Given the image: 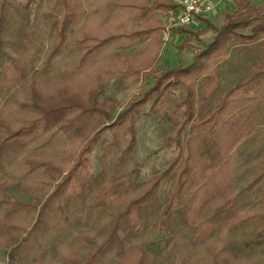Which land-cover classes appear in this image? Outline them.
Masks as SVG:
<instances>
[{
	"label": "rangeland",
	"instance_id": "obj_1",
	"mask_svg": "<svg viewBox=\"0 0 264 264\" xmlns=\"http://www.w3.org/2000/svg\"><path fill=\"white\" fill-rule=\"evenodd\" d=\"M68 1L79 17L69 23L60 47L48 60L46 55L57 39L47 2L9 0L11 9H4L1 16V44L15 58L27 32L15 20L19 15L21 21L40 19L39 53L29 58L32 61L24 67L21 80L0 84V204L6 210L24 206L20 217L27 221L35 217L88 137L111 126L122 112L134 108L118 133L113 128L98 131V140L85 156L93 191L108 180L119 162L136 187L164 170L171 159L184 154L190 125L208 116L231 87L264 62L260 39L247 43L224 40L216 48L209 47L215 32L203 19L218 28L224 14L234 9L232 0H208L213 8L193 24L168 29L157 14L148 20L141 16L140 7L147 0ZM247 1L254 6L251 15L264 18V0ZM146 29V33H135ZM190 64L191 69L177 76L176 86L145 97L163 73ZM33 69L37 76L28 81ZM57 109H65L60 119L44 122L43 115ZM42 121L44 129L37 135L11 137ZM259 129L254 137L258 157L244 164L239 157L243 166L235 178L246 216L236 232L221 239L215 230L195 243L192 233L178 222L173 234L150 225L141 236L124 238L120 233L124 239L105 250L97 264H264V236L253 237L256 228H264V123ZM166 187L160 186L156 206L163 204ZM87 197L88 193L68 208L82 207ZM123 203L92 210V217L66 219L63 235L67 239L62 244L55 242L58 260L62 264L80 261L89 251L82 237L101 244L105 239L101 228ZM14 214L13 218L18 217V211ZM50 220L55 222L54 217ZM54 232L45 229L43 235L53 237Z\"/></svg>",
	"mask_w": 264,
	"mask_h": 264
},
{
	"label": "trees",
	"instance_id": "obj_2",
	"mask_svg": "<svg viewBox=\"0 0 264 264\" xmlns=\"http://www.w3.org/2000/svg\"><path fill=\"white\" fill-rule=\"evenodd\" d=\"M41 1L50 5L48 19L57 39L46 55L48 60L60 47L69 23L79 16L74 5L68 0ZM163 1L156 2V6L168 8L173 5L170 0ZM8 3L9 0H0V23L4 9H11ZM233 4L234 9L224 14L223 22L218 28L203 19L206 26L215 32L209 47L216 48L224 40L247 43L260 39L259 48L264 53V18L251 15L254 6L247 0H233ZM28 5L27 3L24 7L27 8ZM140 9L141 12L144 11L143 4ZM21 19L19 15L15 20L16 24L20 22L19 25L27 32L19 42L18 57L15 58L3 50L0 39V84L21 80L25 73L24 67L39 53L38 48L42 40L39 34L40 19L31 22ZM148 31L149 29H146L135 33ZM30 57L32 60H29ZM191 66L193 64L163 73L155 79L145 97L149 98L176 86L177 76L191 69ZM36 76L37 70L33 69L28 81H33ZM237 93L238 97H232ZM133 109L122 112V116L111 126L100 128L88 137L82 149L74 155L63 178L39 205L34 218L27 221L26 218L20 217L24 206L6 210V205L0 204V248L6 255V264H62L58 260L59 249L55 247V242L62 244L64 238L67 239V236L63 235L67 230L65 220L73 221L80 215L92 217V210L100 211L123 201L125 203L101 228L102 235H105L101 244H93L86 238H81L82 244L89 247V251L74 264H97L99 257L112 244L118 245L129 235L141 236L150 225L173 234V225L178 222L185 231L192 233L195 243L203 241L215 230L217 235L224 239L239 229L246 212L240 205L241 194L235 177L243 166L239 161L240 156L243 157V164L258 157V146H254V137L264 123V62L253 66L245 78L231 87L208 116L190 125L184 154L171 159L164 170L136 187L133 186L130 176L121 171L123 164L119 165V162L115 164V172L107 177L108 180H104L93 191L85 156L92 151L98 140V131L113 128L112 131L118 133L122 130L123 121L131 116ZM64 110L46 112L43 115L44 122L59 120ZM44 122L23 127L11 137L24 139L37 135L44 129ZM81 178L85 181L82 182ZM163 184L167 185L166 196L163 204L156 206L157 192ZM140 188L142 190L136 194ZM87 193V202L78 207L79 210H70V206L68 208L67 205L71 203L76 206V199L83 201ZM16 210L18 217L13 218ZM6 211L8 216L2 217V213ZM51 217L55 218L54 223L50 220ZM45 229L55 230L53 237L43 235ZM120 233H123L124 238L119 237ZM261 236H264V228H256L253 232L254 239Z\"/></svg>",
	"mask_w": 264,
	"mask_h": 264
},
{
	"label": "built area",
	"instance_id": "obj_3",
	"mask_svg": "<svg viewBox=\"0 0 264 264\" xmlns=\"http://www.w3.org/2000/svg\"><path fill=\"white\" fill-rule=\"evenodd\" d=\"M173 2V5L165 12L166 29L172 26L191 25L196 17L213 8L204 0H174Z\"/></svg>",
	"mask_w": 264,
	"mask_h": 264
},
{
	"label": "crops",
	"instance_id": "obj_4",
	"mask_svg": "<svg viewBox=\"0 0 264 264\" xmlns=\"http://www.w3.org/2000/svg\"><path fill=\"white\" fill-rule=\"evenodd\" d=\"M163 0H147V3L144 6V11L141 12V16H144L145 20H148L149 18H151L153 15L158 16V20L163 21L164 17H165V12L167 8H163V7H158L156 6V2H160L162 3ZM166 0H164L163 2H165ZM172 3H174V0H170ZM205 2L208 3V0H204ZM233 2V0H232ZM214 3V2H213ZM158 7V8H157ZM169 8V7H168ZM164 9V10H163ZM163 12V15H162ZM162 15V16H161ZM7 258L6 255L3 251L2 248H0V264H6Z\"/></svg>",
	"mask_w": 264,
	"mask_h": 264
}]
</instances>
